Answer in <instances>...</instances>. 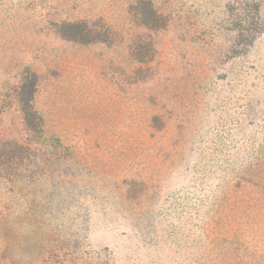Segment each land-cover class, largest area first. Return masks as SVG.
I'll return each instance as SVG.
<instances>
[{"label": "rangeland", "instance_id": "rangeland-1", "mask_svg": "<svg viewBox=\"0 0 264 264\" xmlns=\"http://www.w3.org/2000/svg\"><path fill=\"white\" fill-rule=\"evenodd\" d=\"M0 264H264V0H0Z\"/></svg>", "mask_w": 264, "mask_h": 264}, {"label": "trees", "instance_id": "trees-1", "mask_svg": "<svg viewBox=\"0 0 264 264\" xmlns=\"http://www.w3.org/2000/svg\"><path fill=\"white\" fill-rule=\"evenodd\" d=\"M148 3V1H145ZM141 17L142 23L150 25L155 24L151 28H163L165 26L164 16L157 15L152 9L149 11H139L137 13ZM239 16L235 18L238 38L237 43H241L242 47L249 45L251 40L263 31V26L258 21L256 13L248 11L245 7L239 8ZM56 32L60 36L77 42L90 43L95 41H104L106 37L104 33L90 29L82 22H64L56 26ZM37 78L34 72L23 70L19 84L16 89V102L18 109L22 115L23 123L30 136L43 135V121L40 113L33 104V98L36 91Z\"/></svg>", "mask_w": 264, "mask_h": 264}]
</instances>
